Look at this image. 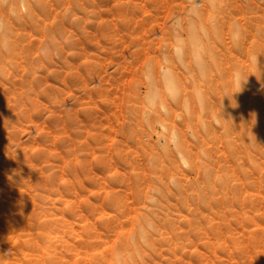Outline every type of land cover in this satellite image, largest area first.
Masks as SVG:
<instances>
[{"label":"rangeland","instance_id":"obj_1","mask_svg":"<svg viewBox=\"0 0 264 264\" xmlns=\"http://www.w3.org/2000/svg\"><path fill=\"white\" fill-rule=\"evenodd\" d=\"M0 264H264V0H0Z\"/></svg>","mask_w":264,"mask_h":264},{"label":"clouds","instance_id":"obj_2","mask_svg":"<svg viewBox=\"0 0 264 264\" xmlns=\"http://www.w3.org/2000/svg\"><path fill=\"white\" fill-rule=\"evenodd\" d=\"M237 81H238L239 83H240V81H241L239 74L237 75Z\"/></svg>","mask_w":264,"mask_h":264}]
</instances>
